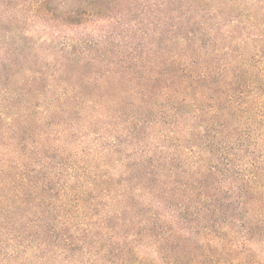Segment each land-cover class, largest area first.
<instances>
[{
  "label": "trees",
  "instance_id": "obj_1",
  "mask_svg": "<svg viewBox=\"0 0 264 264\" xmlns=\"http://www.w3.org/2000/svg\"><path fill=\"white\" fill-rule=\"evenodd\" d=\"M0 264H264V0H0Z\"/></svg>",
  "mask_w": 264,
  "mask_h": 264
}]
</instances>
